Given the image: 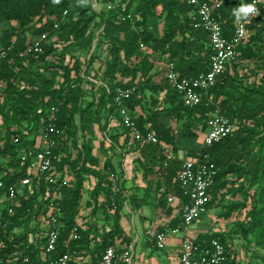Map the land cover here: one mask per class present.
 <instances>
[{
  "label": "trees",
  "instance_id": "16d2710c",
  "mask_svg": "<svg viewBox=\"0 0 264 264\" xmlns=\"http://www.w3.org/2000/svg\"><path fill=\"white\" fill-rule=\"evenodd\" d=\"M222 1V25L229 35L238 19L234 14L238 8L233 0ZM92 3L93 0H0V23L18 25L4 29L0 38V48L13 46L9 58L0 66V133L4 143L0 146V174L7 172L4 179L8 183L17 178L18 172L24 169L19 159L20 150L35 146L40 130L48 125L52 110L57 109L56 126L68 136L71 150L69 159L58 165L60 171L68 167L71 177L70 184L63 189L64 219L58 253L76 251L83 259L90 257L91 264H97L108 247H127L133 236L131 229L126 232L121 222L124 199L121 192H112L107 175L109 170H116L118 154L102 137L98 140V135L106 131L111 116H118L117 90L134 88L135 92L124 100V106L139 128L143 132H155L160 142L173 148L176 155L184 151L195 157L201 150L209 155L218 173L208 193V212L221 207L218 217L230 220L235 213L248 210L241 232L248 240L253 236L255 246L261 250L258 256L264 261V17L251 22L248 42L241 47L244 62L255 61L252 73L259 81L251 83V76H240L239 68L243 64L233 63L218 77L211 90L214 105L203 102L187 107L168 81L167 74L164 78L157 73L149 76L144 68L132 64L131 53L135 47L143 45L153 52L168 54L175 64L172 67L183 78L194 79L207 72L213 51L207 33L193 26L195 7L186 0H123L115 9L124 13L125 19L118 22L115 10L97 12ZM124 3L127 6L123 9ZM129 14L133 16L131 19L127 18ZM160 18H164L165 26L158 36L152 22ZM97 27L100 32L93 47ZM44 34L53 40L45 43L38 61L19 57L35 37ZM78 49L90 53V58L82 62L75 56L71 63L67 56ZM95 61L101 63L102 85L87 79L92 78L89 69ZM215 112L227 117L235 131L214 146L202 149L199 127L204 125L206 132L207 120ZM180 121L182 126L175 129L173 124ZM124 134L126 129L118 124L110 136L119 144ZM96 152H100V156ZM130 153L134 156L131 182L145 183L142 197L137 193L129 195L131 205L133 202L143 205L155 199L158 209L166 206L165 196L159 194L161 186L168 195L183 198L177 181L182 167L180 160L171 159L165 167L167 158L161 144L138 145ZM93 178L98 183L90 189ZM254 187L253 202L249 203L247 198L236 200L247 196V190ZM112 195L119 206L114 212ZM227 197L233 199L229 204L224 203ZM30 206L31 202H22L21 208L10 218L12 227L28 226L31 216L26 209ZM80 216L83 224L79 229L80 239L76 241L71 236ZM179 225L177 218L169 223L171 228ZM165 228L158 227L150 233L145 245L160 251L154 245L155 236ZM27 237L0 236V259L6 262L10 253L22 250L32 264H43L35 249L21 248V242ZM213 239L224 245L226 264H238L237 252L226 234L205 231L197 235L196 241L207 247ZM53 258H57V254Z\"/></svg>",
  "mask_w": 264,
  "mask_h": 264
},
{
  "label": "built area",
  "instance_id": "2783aa9c",
  "mask_svg": "<svg viewBox=\"0 0 264 264\" xmlns=\"http://www.w3.org/2000/svg\"><path fill=\"white\" fill-rule=\"evenodd\" d=\"M195 7L194 28L202 29L208 35V40L213 51L211 65L207 72L200 74L197 78H183L173 67L168 69L167 79L172 87L179 93L187 107H196L206 102L214 105L212 88L216 85L218 77L225 69L233 63L244 64L241 47L248 42L250 36L249 25L259 17H264V0H233L237 8L244 4H254L257 13L245 19H237L233 25L231 34H226L222 25L221 13L222 0H186ZM98 0H93L92 7L97 11ZM67 12L64 13V16ZM130 18V16H129ZM59 24L55 25L58 28ZM48 34L34 39L25 50L19 53V57L28 59L32 57L38 61L44 52L45 40ZM143 47V45H141ZM13 46L0 48V66L9 58ZM91 82L95 80L87 77ZM2 87V84H0ZM108 91V90H107ZM109 92V91H108ZM135 92L118 89L115 97L118 105V119L110 117L106 131L101 135L107 146H114L118 154L115 159L116 170H109L107 175L112 183V192L122 193L123 207L122 218L130 216L129 224L132 232V242L127 246H111L101 253L97 264H136L138 261L136 246L141 239L134 227L135 211L130 203L128 195V183L131 181V168L133 165V153L130 151L138 145L161 144L164 155L168 161L178 159L182 162L181 170L177 175V181L182 188L183 198L177 199L168 195L164 186L159 189V194L165 196L166 208L173 209L172 219H180V225L171 228L169 224L163 232L155 236L154 245L160 251L168 248V240L172 237L180 238L178 245L179 264H226L228 258L224 245L213 239L209 246H203L196 241L194 235L195 225L208 214L209 190L215 184L218 173L217 166L210 160L208 154L202 150L195 157H190L186 152L180 151L177 155L173 148L162 144L155 132H143L124 106V100ZM109 108V105H108ZM57 109H53L49 116V123L40 130L33 148H22L19 152V159L24 167L18 172L15 180L8 183L0 174V236L13 239L28 235L27 239L21 242V248L35 249L43 264H91V258L83 259L76 251L58 253V244L63 229L64 213L62 209L65 186L70 184L71 177L68 167L60 171L58 165L69 159L71 150L68 136L60 131L57 126ZM119 125L126 129V134L115 143L111 138V131ZM235 131L234 124L218 112L212 114L207 120V131L203 134L200 144L202 149L210 148L221 142ZM3 134L0 133V146ZM15 140V137H12ZM66 145V149L64 146ZM81 149V146L79 145ZM77 152V151H76ZM98 183L92 179L90 189ZM125 186V187H124ZM125 188V189H124ZM31 202L32 206L26 209L31 221L28 226H13L10 218L14 217L17 210L21 208L22 202ZM112 212L118 210L115 195L111 196ZM3 215L9 218L4 219ZM87 215V214H86ZM79 223L73 229L72 240H79V229L83 221L81 216ZM169 221V223H170ZM94 243L91 244V248ZM57 254V258L53 255ZM0 264H32L26 251L10 253L6 262L0 259Z\"/></svg>",
  "mask_w": 264,
  "mask_h": 264
},
{
  "label": "rangeland",
  "instance_id": "374dc122",
  "mask_svg": "<svg viewBox=\"0 0 264 264\" xmlns=\"http://www.w3.org/2000/svg\"><path fill=\"white\" fill-rule=\"evenodd\" d=\"M122 1L123 0H103L102 3L99 1V5L97 6V12H100L101 9H104L106 12L115 10L116 12L114 13V16L116 21L119 22L121 20H124V13H120L117 9H115L119 4H121ZM122 6L124 9L127 6V3H124ZM130 9V13H132V8ZM132 17V14H129L127 16L128 19H131ZM35 20L37 21V18ZM152 23L155 28L154 30L156 31L158 36H161L165 26L164 18L155 20ZM98 24L101 25L100 21ZM17 26L18 25L16 22H13L11 24L0 23V38L3 34L4 29L9 30L12 27L17 28ZM99 30V27L95 29L96 39L93 43V47L97 41V37L100 32ZM132 30L134 29L132 28ZM36 38L38 37H35L34 39ZM52 40L53 38L50 39V36L48 35L47 39L45 40V43L51 42ZM93 47L90 53L93 51ZM89 54L87 53V51L78 49L74 53L70 52L67 56V60L73 63L72 60L76 56L82 62H86L88 58H90ZM131 61L132 64L144 68V70L148 72L149 76L157 73L160 75V78H164L167 74L168 69H170L172 66H175V64L170 60L168 54L153 52L151 49L145 46H140L138 48L135 47V49L131 53ZM100 66L101 63L99 61H95L89 69V74H91L92 78L95 80V83L102 85L103 70L100 69ZM255 66V61L244 62V64L239 68L240 76L248 75L251 76L249 78V81L251 83L258 82L259 78L255 77L254 73H252V71L256 68ZM149 96L150 94H148L147 96L148 100ZM162 99L163 97L160 96L159 100ZM150 102L151 100H149L148 107L150 105ZM113 116L116 119L118 118L117 114H114ZM182 123V121L174 123L173 127L175 129H180ZM199 128V140H201L202 135L205 132V126L201 125ZM99 138H101L100 134L98 135V140ZM96 154L100 156V152H96ZM135 188H137L138 190H136ZM128 189V195L131 194V196H133V194L137 193L139 197H142L145 191V183L139 180L138 182L133 184L130 181L128 183ZM255 191L256 187L249 188L247 190V196H239L236 200L243 201L247 198L249 200V203H251L253 202V196ZM232 201V197H227L224 203L229 204ZM156 203L157 201H155V199H151L149 203H144L143 205H138L137 202L132 203L135 211L134 227L137 230L138 235L141 236V239L139 240V243L136 246L137 258L139 257L138 264H178V248L176 247L175 243L169 245L165 251H154L153 249L148 248V246L145 245L147 238L150 236V233L153 234L158 227H166L169 224V218L173 216V212H171L170 214L168 212V210L170 209H167L166 206L158 209L155 206ZM220 211L221 207L210 210L208 212V215L202 218V220L195 225L194 235H198L199 233L205 231H213L216 233L226 234L230 244L237 252L235 260L238 264H264L263 259L259 258L258 256V253L261 252V250L255 246L253 236L249 237L248 240L244 237L241 232V225L245 224L248 210H245L242 213H235L230 220H225L223 218L218 217ZM129 219L130 216H127L125 218H122L121 220L126 232H128L129 229ZM201 226H205L204 229H202ZM170 238L173 237L171 236ZM250 240H252V243H250Z\"/></svg>",
  "mask_w": 264,
  "mask_h": 264
},
{
  "label": "clouds",
  "instance_id": "9594fccd",
  "mask_svg": "<svg viewBox=\"0 0 264 264\" xmlns=\"http://www.w3.org/2000/svg\"><path fill=\"white\" fill-rule=\"evenodd\" d=\"M257 9L254 4H244L238 7V9L235 10V15L238 19H245L249 17L252 14H256Z\"/></svg>",
  "mask_w": 264,
  "mask_h": 264
},
{
  "label": "crops",
  "instance_id": "0c3cea01",
  "mask_svg": "<svg viewBox=\"0 0 264 264\" xmlns=\"http://www.w3.org/2000/svg\"><path fill=\"white\" fill-rule=\"evenodd\" d=\"M170 220H171V217L169 218L168 222H169ZM128 225H129V229H130L129 221H128ZM129 229H128V230H129ZM168 242H169L168 246H169V245H172V244L175 243L176 247L178 248V245H179V242H180V238H177V237L169 238ZM138 261H139V257H138ZM138 261H137L136 264H138ZM178 264H179V261H178Z\"/></svg>",
  "mask_w": 264,
  "mask_h": 264
}]
</instances>
